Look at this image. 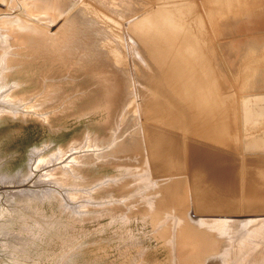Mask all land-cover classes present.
<instances>
[{"label":"water","instance_id":"water-1","mask_svg":"<svg viewBox=\"0 0 264 264\" xmlns=\"http://www.w3.org/2000/svg\"><path fill=\"white\" fill-rule=\"evenodd\" d=\"M0 264H264V156L232 147L195 0L0 85Z\"/></svg>","mask_w":264,"mask_h":264},{"label":"rangeland","instance_id":"rangeland-1","mask_svg":"<svg viewBox=\"0 0 264 264\" xmlns=\"http://www.w3.org/2000/svg\"><path fill=\"white\" fill-rule=\"evenodd\" d=\"M154 1L191 0H0V85ZM195 1L218 55L232 147L264 156V0Z\"/></svg>","mask_w":264,"mask_h":264},{"label":"bare ground","instance_id":"bare-ground-1","mask_svg":"<svg viewBox=\"0 0 264 264\" xmlns=\"http://www.w3.org/2000/svg\"><path fill=\"white\" fill-rule=\"evenodd\" d=\"M213 1V0H212ZM220 1H222V0H220ZM179 2V1H178ZM182 2V1H181ZM223 2V1H222ZM229 2V1H228ZM249 3V2H248ZM218 4V3H217ZM213 5H215V4H213ZM216 6V5H215ZM220 6V5H219ZM219 6H217V7H219ZM222 6V5H221ZM209 7V6H208ZM226 7V6H225ZM221 8V7H220ZM223 8V7H222ZM219 9V8H218ZM64 11V10H63ZM252 16V15H251ZM57 17V16H56ZM56 19V18H55ZM50 25V24H49ZM224 26V25H223ZM235 31V30H234ZM260 65H262V64H260ZM257 67V66H256ZM228 87V86H227ZM226 90V89H225ZM263 91V90H262ZM253 93H255V92H253ZM257 93V92H256ZM231 99V98H230ZM238 106V105H237ZM236 107V106H235ZM262 108V107H261ZM232 115V114H231ZM240 135V134H239ZM240 138V137H239ZM253 144V143H252ZM247 145H248V143H247ZM239 152V151H238Z\"/></svg>","mask_w":264,"mask_h":264}]
</instances>
